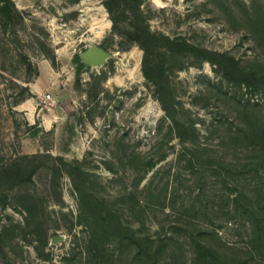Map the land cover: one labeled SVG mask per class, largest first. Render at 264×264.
<instances>
[{"label":"rangeland","instance_id":"374dc122","mask_svg":"<svg viewBox=\"0 0 264 264\" xmlns=\"http://www.w3.org/2000/svg\"><path fill=\"white\" fill-rule=\"evenodd\" d=\"M13 1L23 19L0 28V168L16 164L0 175V264H90L84 186L85 207L165 240L159 264H264V0H143L151 57L127 46L131 26L114 31L106 0ZM92 45L104 63L84 60ZM110 243L118 263L144 264L135 241Z\"/></svg>","mask_w":264,"mask_h":264},{"label":"trees","instance_id":"16d2710c","mask_svg":"<svg viewBox=\"0 0 264 264\" xmlns=\"http://www.w3.org/2000/svg\"><path fill=\"white\" fill-rule=\"evenodd\" d=\"M142 2L143 0H106L105 6L112 16L114 31L120 35H125L127 34L125 30L129 25L140 34L137 37L126 35L129 38L127 46L129 47L132 41H139L145 50L146 57H151L159 37L155 33H152L149 27L138 18ZM22 19V13L18 10L13 0H0V28L7 30L8 27L15 25L22 21ZM174 52H172L171 57H178L176 52ZM201 52L204 54V56L202 55L203 60L212 61L218 67H223V61L221 60L223 59V55L221 53L206 51L215 56L209 57V55H205L204 50H201ZM178 68L182 69L183 66H179ZM146 76L151 78L148 73H146ZM163 106L164 110L171 115L165 104ZM15 166L16 164L13 163L1 167L0 175L5 171H12ZM78 192L81 202L79 222L84 223L87 227L88 237L85 250L89 256L90 264H120L118 263L120 261H117L115 257V249L112 248L110 243L112 236H115L118 244L123 245L126 240L136 242L134 261H138L139 256H141L140 259L143 260L144 264H159L157 254L164 246L165 240L163 238L154 239L151 236L138 238L137 234L132 232L130 227L124 226L117 210L105 204H96L94 201L85 207L88 188L85 186L83 189L78 188Z\"/></svg>","mask_w":264,"mask_h":264},{"label":"water","instance_id":"95a60500","mask_svg":"<svg viewBox=\"0 0 264 264\" xmlns=\"http://www.w3.org/2000/svg\"><path fill=\"white\" fill-rule=\"evenodd\" d=\"M108 57H109L108 51L98 45H92L89 49H87L83 53L84 60L94 65H100L104 63L108 59ZM63 238L64 237L61 235L60 236L55 235L53 237V241L54 242L62 241Z\"/></svg>","mask_w":264,"mask_h":264},{"label":"built area","instance_id":"2783aa9c","mask_svg":"<svg viewBox=\"0 0 264 264\" xmlns=\"http://www.w3.org/2000/svg\"><path fill=\"white\" fill-rule=\"evenodd\" d=\"M46 97H47L48 99H51V98H52V97H51V94H49V93L46 95Z\"/></svg>","mask_w":264,"mask_h":264}]
</instances>
